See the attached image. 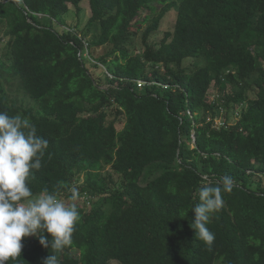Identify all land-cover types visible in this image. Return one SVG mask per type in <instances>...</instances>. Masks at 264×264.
I'll use <instances>...</instances> for the list:
<instances>
[{
  "label": "trees",
  "instance_id": "trees-1",
  "mask_svg": "<svg viewBox=\"0 0 264 264\" xmlns=\"http://www.w3.org/2000/svg\"><path fill=\"white\" fill-rule=\"evenodd\" d=\"M83 1L0 0V111L29 117L49 141L28 185L67 202L76 187L90 206L75 201L81 219L59 264H264V0L170 1L139 23L138 53L130 30L158 0H87L85 27L66 29ZM170 9L173 31L153 46ZM89 61L105 72L94 77ZM224 175L235 184L208 248L191 209ZM21 242L7 264L53 254L37 237Z\"/></svg>",
  "mask_w": 264,
  "mask_h": 264
},
{
  "label": "clouds",
  "instance_id": "clouds-1",
  "mask_svg": "<svg viewBox=\"0 0 264 264\" xmlns=\"http://www.w3.org/2000/svg\"><path fill=\"white\" fill-rule=\"evenodd\" d=\"M48 147L49 141L37 135L29 117L0 111V264L20 257L23 237H37L42 247L52 249L43 264H59L55 253L73 243L81 219L75 203L79 190L72 187L71 202H67L47 187L34 195L28 185L34 171L41 169ZM234 184L231 176L224 175L218 183L198 188L199 203L191 209V228L208 248L215 241V233L208 227L212 215L223 207V193H230Z\"/></svg>",
  "mask_w": 264,
  "mask_h": 264
},
{
  "label": "rangeland",
  "instance_id": "rangeland-1",
  "mask_svg": "<svg viewBox=\"0 0 264 264\" xmlns=\"http://www.w3.org/2000/svg\"><path fill=\"white\" fill-rule=\"evenodd\" d=\"M172 2L173 0H158L157 2L153 3L150 6V9L144 11L141 16L139 18L136 19V24L135 27H133L130 31L134 34L133 35V52L138 53L140 47H141V32L146 28V26L148 25L143 23L140 26V22L143 21V19L146 17L148 18V21L153 20L161 11L162 9L167 5L168 2ZM81 8H82V12L80 14H75V9L69 5V11L63 16V21H64V27L66 29L69 28H73L76 29L77 31H81L89 17H90V9H89V5L87 3V0H84L81 3ZM175 20H176V11L174 9H170L168 11V13H166V15L164 16V18L161 20V24L160 27L158 29V31H156L155 33L152 34V36L149 39V43L152 44L153 46H158L161 42V40L163 39L164 35L167 32H172L173 31V27L175 24ZM5 24H1L0 25V56H3V54L6 51V37L4 36L5 30L6 28L4 27ZM63 27H60L61 30L65 29ZM138 28V32L137 29ZM74 33V32H73ZM136 34V35H135ZM5 38V39H4ZM104 53V50L102 48H100L97 52L96 55H102ZM90 63L87 64V67L89 68V72L91 74H93L94 77H98L100 76L103 72H105V69L100 66L99 69L95 70L91 65H93L95 63V61H89ZM198 62V61H197ZM196 64L195 60H187L184 62V66L188 67L190 65ZM7 91L9 93L10 96H16V90H15V85H11L7 87ZM217 90L214 88L210 89V97L211 99L215 100L217 99L216 96V92ZM214 94V96L212 97V95ZM254 93L250 94V97H254ZM220 120L218 119V121H216L217 124H219ZM84 198H80L79 200H77V203H79V206L81 208H86L88 209V205L85 206V202H84ZM34 237V236H31ZM110 264H118L117 262H111Z\"/></svg>",
  "mask_w": 264,
  "mask_h": 264
},
{
  "label": "built area",
  "instance_id": "built-area-1",
  "mask_svg": "<svg viewBox=\"0 0 264 264\" xmlns=\"http://www.w3.org/2000/svg\"><path fill=\"white\" fill-rule=\"evenodd\" d=\"M80 56V55H79ZM84 56H87V54H84ZM138 85L139 86H141L142 85V83L141 82H138ZM216 121H218V120H216ZM216 125H221V121L219 122V124H217V123H215Z\"/></svg>",
  "mask_w": 264,
  "mask_h": 264
}]
</instances>
